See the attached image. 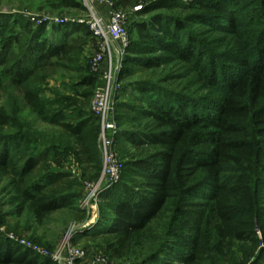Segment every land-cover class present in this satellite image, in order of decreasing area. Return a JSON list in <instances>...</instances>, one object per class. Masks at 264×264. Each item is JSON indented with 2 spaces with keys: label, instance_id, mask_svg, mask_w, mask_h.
<instances>
[{
  "label": "trees",
  "instance_id": "obj_1",
  "mask_svg": "<svg viewBox=\"0 0 264 264\" xmlns=\"http://www.w3.org/2000/svg\"><path fill=\"white\" fill-rule=\"evenodd\" d=\"M21 1L19 10L32 15L86 10L79 0ZM138 4L123 72L157 64L165 56L155 52H173L196 64L213 96L174 102L178 93L162 81L123 83L120 93L128 100L117 102L116 118L129 128L115 142L119 150L151 151L124 152L134 155L102 193L100 227L88 236L103 244L112 264H193L204 244L212 264H264V0H115L124 10ZM155 9L178 14H152ZM47 23L34 26L22 15L0 12V91L8 104L0 106V180L12 208L2 210L0 202V225L13 213L23 218L31 240L37 237L32 230L55 212L78 219L86 213L81 180L101 169L91 145L98 131L91 110L97 77L82 75L70 95L51 91L46 97L39 89L49 75L67 69L91 33L71 23H52L48 33ZM193 23L206 25L226 48L210 53L209 42L191 32ZM22 112L49 124L51 135H38L33 120L20 119ZM71 154L80 174L52 169ZM0 264L56 263L0 234Z\"/></svg>",
  "mask_w": 264,
  "mask_h": 264
},
{
  "label": "rangeland",
  "instance_id": "obj_2",
  "mask_svg": "<svg viewBox=\"0 0 264 264\" xmlns=\"http://www.w3.org/2000/svg\"><path fill=\"white\" fill-rule=\"evenodd\" d=\"M79 1L83 5V2L81 0ZM182 1H188V0H182ZM113 2L115 8L122 9L115 5V0H113ZM21 4H22L21 0H0V12L11 13L14 16L22 15L28 18L33 23L34 26L39 25L38 22L40 19L48 18V15L49 18L51 19H55V18L66 19V21L62 23H55L56 25L59 24L63 25L70 23L80 24L78 23V20L85 19L89 14L87 10H82L78 12H68L62 16L34 13L33 15H35V20H33L31 12H26L25 10H19L21 8L20 7ZM99 10H100V14L106 17L109 7L107 5H100ZM124 12L126 15L124 27L127 35V43L124 47L118 42H115L113 45V47H115L116 50H118L120 53L121 52L123 53L122 58L120 59V61L117 62V66H118L117 76L119 82L122 85L125 81H137L139 79H152L155 82L162 81L163 84H161L162 85L161 87L170 88L178 93L177 95L171 96L172 99H174V102H176V99L179 98L184 100L186 99L198 100L201 99L202 97L213 96V88L208 84L207 82L208 80H205V76L197 72V69L195 68L196 64H194L193 62L186 63L181 59L176 58L175 53L173 52H155L152 55L165 56V57L163 59H158L156 62L157 64H152V66H150L151 64H148L146 66H141L140 69H136L135 71H129V74L126 75L123 72L124 67L126 66L124 62V57L127 53V49L130 46L131 41L134 39L135 30H132V23L136 17L129 8H126ZM161 12L172 13L174 15L178 14V10L168 11L167 9H155L152 12V14L161 13ZM145 17L146 16H143V19ZM52 23L53 22L47 23L46 32L49 33L51 31ZM189 27L191 28V32L194 33L197 39H205L209 42L208 49L210 50V53L214 54L215 56H218V53H221L226 48L223 43L217 40L218 37L217 34L213 33L212 30L208 29L206 25L193 23V24H189ZM96 51H97V40L91 34L87 39L86 43L82 46V49L80 51L75 50L73 54H71L72 60L68 61L67 65L69 66L67 67V69L66 68L58 69L57 72H55L51 76L49 75V77H47L42 83H40L39 85L40 92L46 97H52L51 91H57L64 95H70L72 94V89H73L72 85L77 83L82 77V75L89 73L95 75L97 79H99L101 76V69L103 68L104 64L101 63L98 70L92 69L90 64L91 56ZM114 56L115 54L113 52V58ZM208 57H209L208 54H206L205 60ZM218 61H221L220 58L218 59ZM124 76L126 78L122 79V77ZM77 85L78 87H82L79 84ZM179 94H181L182 97H178ZM153 95L156 96V94ZM127 100H128V96L126 94L123 93L118 94L117 102L127 101ZM2 104H3V108H6V106L8 105L6 103L5 104L3 103V95L0 91V106ZM19 117L22 121L29 119L28 121L31 122L30 120H33V117L27 115L26 112H22L21 114L19 113ZM116 122L120 128V131L126 127L129 128L128 124L120 120L118 121L117 118H116ZM97 124H98V131L96 133V138L93 142H91V145L97 148L98 156H99L100 143H99L98 120H97ZM32 125H33L32 128L33 131H36L38 135H43L44 137L51 135L53 131L52 127L49 124L47 125L45 123H40L38 121L33 120ZM85 133L86 135L89 136L92 134L91 126L86 127ZM118 145L119 143L115 142L114 148L117 157L123 162L124 165L134 155V154H130L124 157V152L126 150H128V153L137 154L141 149H143L142 151L144 155L151 151L150 149H145L143 147L141 148L134 147L131 145H127L126 150L123 151L118 149ZM51 167L54 170L55 169L71 170V172L75 173L76 175L80 174V168H81L80 165H78V161L76 160L73 154L69 155L65 160L59 161L58 164L56 163L51 164ZM101 168H102V163H101ZM100 173H101V169L99 171L98 176L92 179L89 178L88 180L87 179L81 180L83 185L81 187L82 199H85L87 194L90 193L91 189H93V187L96 185L97 183L96 180L99 178ZM4 184L5 183L0 180V202L2 203V210L8 211L12 208L5 204V201L8 199L9 194L8 191L3 187ZM114 184L108 186L103 184L99 185L98 188H101L99 190L100 192L99 198H101L102 193H104L106 189L112 187ZM260 193L262 196L261 203L262 205H264V189H261ZM97 216H98V211L96 212V209L94 210L92 209L90 213H83V215L79 217V219L73 216L67 210L55 212L50 216L51 218L48 220V222H46V224L43 227H38L32 230L31 233H35V235L37 236L34 237L33 240L44 246H46L44 243H48V244H52L54 248H57L64 233L73 223L83 224L94 218H98ZM5 220H6L5 224L0 225V234L5 235V237L13 241V243H15L16 245H20V243L17 240H12L11 239L12 237L19 240L23 238L27 241L34 242L33 240L30 239L31 236L28 235L25 230H23L24 229L23 218L17 217L15 214L12 213V214H6ZM98 227H100V225ZM98 227L94 229L97 230ZM87 235H85L84 232H81L74 234L72 238L73 245L83 249L87 254L83 259H80V262L78 264H112V259L108 257L103 244L98 239L95 240V239H91L90 237L86 238L85 236ZM99 255L105 257L107 263L95 261ZM197 255H198L197 259L195 260V262H193V264H212V260H211L212 252H209L208 247L205 244L203 245V251H199Z\"/></svg>",
  "mask_w": 264,
  "mask_h": 264
},
{
  "label": "built area",
  "instance_id": "obj_3",
  "mask_svg": "<svg viewBox=\"0 0 264 264\" xmlns=\"http://www.w3.org/2000/svg\"><path fill=\"white\" fill-rule=\"evenodd\" d=\"M81 1L89 14L85 19L78 20V23L85 25L97 40V51L90 59L91 67L98 70L100 64H104L101 69V76L93 90L91 101V110L99 123V152L102 168L96 185L85 199L80 201L81 209L90 213L92 209L98 211L99 190L101 189L98 188L99 185L108 186L117 182L123 168V162L117 157L114 148L115 140L120 133V128L116 122V104L122 87L117 76V62L120 61L123 53L116 50L113 45L118 42L124 47L127 43V35L124 27L125 10L115 8L113 0ZM100 5L109 7L106 17L100 14ZM140 9L141 5L139 4L134 6L131 11L135 13ZM48 18L40 19L41 21L39 20L38 23L44 21L62 23L66 21L65 18ZM32 19L35 20V16L32 15ZM97 217L83 224L73 223L64 233L58 247L52 251L23 238L19 240L11 236V239L17 240L22 247L28 248L42 257L52 259L57 264H78L80 259H83L87 254L83 249L73 245V235L93 228L99 221V216ZM95 261L107 263L102 255H99Z\"/></svg>",
  "mask_w": 264,
  "mask_h": 264
},
{
  "label": "crops",
  "instance_id": "obj_4",
  "mask_svg": "<svg viewBox=\"0 0 264 264\" xmlns=\"http://www.w3.org/2000/svg\"><path fill=\"white\" fill-rule=\"evenodd\" d=\"M97 225H95L93 228H91V229H89V230H86L85 232H84V234L85 235H87V234H89V233H91V232H94V228H96V227H98L99 225H100V223L98 224V222L96 223ZM86 238L87 237H89L88 235L87 236H85Z\"/></svg>",
  "mask_w": 264,
  "mask_h": 264
}]
</instances>
